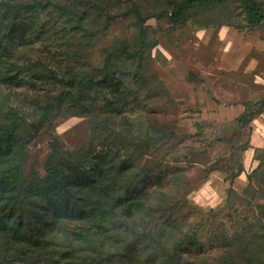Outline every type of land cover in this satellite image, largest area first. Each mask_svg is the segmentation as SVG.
Wrapping results in <instances>:
<instances>
[{"label":"rangeland","instance_id":"obj_1","mask_svg":"<svg viewBox=\"0 0 264 264\" xmlns=\"http://www.w3.org/2000/svg\"><path fill=\"white\" fill-rule=\"evenodd\" d=\"M179 1L55 0L88 13L85 28L90 38L74 37V56L65 55L64 49L46 50L38 43L16 47L13 55L27 86L0 87L11 106L38 117L41 107L53 102L62 88L41 83L33 72L74 69L78 76L88 71L99 79L98 70L108 53L122 46L136 47L138 23L133 11L148 17L147 39L155 46L139 63V74H133L136 65L123 57L112 64L113 80L121 77L123 83L119 90L109 85L106 93L110 103L123 104L122 110H109L100 98H90L87 106L97 115L111 117L123 131L155 138L138 163L142 173L148 174L147 206L153 210L173 207L172 216L181 218V231L173 235L185 234L181 258L248 264L246 255L230 246L227 238L252 224L259 205H264L257 181L247 178L260 162L264 164L262 155L258 160L254 157L255 149L264 150V21L248 25L240 2L227 0L191 10L187 20L173 24L171 11ZM255 1L264 11V0ZM244 115L251 117L241 126ZM88 136L87 118L56 113L52 126L45 127L28 147L25 173L35 165L43 176L53 138L72 149ZM244 145L249 148L243 150ZM259 233L263 235L264 230ZM262 247L263 236L252 238L248 256L264 263Z\"/></svg>","mask_w":264,"mask_h":264},{"label":"trees","instance_id":"obj_2","mask_svg":"<svg viewBox=\"0 0 264 264\" xmlns=\"http://www.w3.org/2000/svg\"><path fill=\"white\" fill-rule=\"evenodd\" d=\"M224 1L227 0H181L174 3L170 20L178 24L189 18L191 10ZM238 1L248 25L263 23L261 3ZM133 13L138 23L136 47L129 50L122 46L108 53L98 70L99 79L88 71L78 76L74 69H30L41 83L48 81L62 88L53 102L41 107L38 117L32 118L11 106L9 96L0 87V264H208L181 258V252L186 250L185 234L173 238L182 225L180 217L172 216L173 207L153 210L147 206L149 195L144 184L148 174L142 173L138 163L150 151L155 138L146 134L143 139L136 131H123L111 122V117L97 115L87 106L90 98H100L107 102L109 110L121 111L123 104L119 100L110 103L106 93L109 85L119 90L123 83L121 77L112 78L113 62L128 59L136 65L133 74L138 75L142 70L139 63L155 46L147 39L148 17L142 18L138 10ZM88 21L87 12L55 0H0L3 88L27 86L21 65L13 55L16 47L38 43L46 50L64 49L65 55L74 56V37L88 40L91 36L85 28ZM126 98L127 95L122 99ZM56 113L87 118L88 138L72 149L58 145V137L53 138L43 163V176L35 165L25 173L28 147L45 127L52 126ZM250 117L244 115L241 126ZM261 155L264 157V150H254L255 159ZM263 167L260 162L247 178L257 181L264 198ZM263 208L259 205L252 224L227 238L230 246L246 255L248 264H264L248 256L247 250L252 238L264 237L259 233L264 230Z\"/></svg>","mask_w":264,"mask_h":264}]
</instances>
